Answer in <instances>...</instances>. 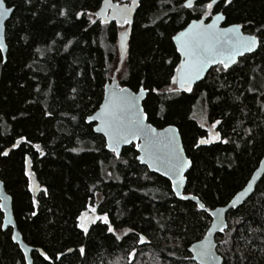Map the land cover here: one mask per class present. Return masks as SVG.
<instances>
[{
    "label": "trees",
    "instance_id": "16d2710c",
    "mask_svg": "<svg viewBox=\"0 0 264 264\" xmlns=\"http://www.w3.org/2000/svg\"><path fill=\"white\" fill-rule=\"evenodd\" d=\"M102 1L5 0L14 10L5 26V61L0 53V149L10 150L8 157L0 156V180L11 196L17 229L33 248L34 264H49L38 257L39 251L51 258L60 255L52 264H129L132 250L131 264H195L187 259L188 248L205 236L209 213L197 212L194 201L177 199L167 180L139 164L134 145L115 159L84 118L99 108L106 83L115 79L137 92L143 82L149 90L143 102L148 122L159 129L176 127L191 161L184 195L197 196L208 211L225 206L264 155V89L248 91L264 83V47L240 57L229 72L212 67L192 93L170 96L165 89L180 63L171 36L198 14L169 11L173 5L162 0H141L121 64L123 29L115 22L103 27L89 25L92 17H75L98 11ZM179 3L173 0L177 9ZM218 10L226 16L223 26L242 24L247 35L264 25V0H234ZM199 111L206 112L209 126L222 121L218 129L228 144L193 146L207 135L194 118ZM21 136L39 144L45 155L40 157L31 145L11 149ZM25 156L39 183L37 195L24 174ZM33 197L38 208H32ZM90 205L109 215L121 241L100 231L105 226L99 223L91 226L89 237L79 231L77 217ZM2 219L0 212V264H26L11 229H2ZM226 221V230L215 239L223 264H264V176ZM127 229L133 232L124 236ZM136 234L147 242L136 243ZM81 246L87 249L85 257L79 254Z\"/></svg>",
    "mask_w": 264,
    "mask_h": 264
},
{
    "label": "snow or ice",
    "instance_id": "6c2138e0",
    "mask_svg": "<svg viewBox=\"0 0 264 264\" xmlns=\"http://www.w3.org/2000/svg\"><path fill=\"white\" fill-rule=\"evenodd\" d=\"M32 0H25L26 4H31ZM163 3L172 4V8L169 11L184 10L190 14L195 15V18L187 24L183 30L177 32L171 36V40L175 42V52L183 57L180 64L175 66V74L171 75L169 86L166 87L165 92L172 95H179L180 93H192L193 86L198 80L203 79L202 73L206 72L210 66L215 65L214 71L218 73L229 72L233 65H238L240 60L238 58L245 57L246 54L254 53L259 48L264 47V25L256 28L255 32L249 35H245L242 32V28L245 26L242 24H233L229 27H223L222 22L226 20V16L223 11L218 10L219 6L223 4L224 8L233 4L234 0H180L179 8L173 4V0H162ZM141 0H131L130 4H113L112 0H103V7L99 11L86 13L77 12L75 17L77 20L81 17H92L88 23L89 25H97L107 27L112 21H115L116 26L123 29L119 33V50L121 55L120 63H123V57L127 48V38L129 35V29L132 26V13L140 7ZM111 8V16H108V10ZM11 9L5 5V0H0V53L6 51L5 46V29L3 21L8 17ZM65 13L61 12L63 16ZM168 13H165L167 15ZM163 20V17H161ZM210 21V22H206ZM165 23L167 21H164ZM155 23V21H153ZM147 26V25H146ZM87 30V29H85ZM71 41L68 42V45ZM67 50V45L65 46ZM39 51V49L37 50ZM171 63V61H166ZM119 71V67L116 69ZM259 89H264V83L260 84L257 88H249V92H254ZM39 91V89H36ZM73 92L76 89H72ZM148 89L143 87V82L135 95L129 94L128 89L113 85L109 89L105 88V104L100 106L99 111L94 114H89L84 118V123L89 126V130L95 133L102 134V140H104V146L107 150L113 154L115 159L119 160L120 145L132 144L134 140H143V144L135 145L138 152H143L144 157L137 156L141 164L147 163L149 168L153 165L163 167V176L167 177L172 182V191L180 200L194 201V207L197 212L208 213V208L204 203H201L195 195H183L180 192V188L186 181V177L183 175L187 168H190L191 161L185 159L183 149L177 143V131L173 128L166 130L169 135L161 136L155 129L145 125V120L148 119L147 114L142 111L138 106V100L145 97ZM151 92H155L158 95H163L158 89H151ZM264 95V92H261ZM51 115V113H45ZM76 119L75 116L72 117ZM98 122V126L92 127L94 123ZM222 124L221 120H215L209 128L205 131L207 135H202L195 143V148L201 146H208L212 144H228L229 140L223 138L218 126ZM203 128V124L200 125ZM21 145H31V148L43 157L45 153L42 151L39 144H32L31 141L21 136L11 144V149L20 148ZM239 147V145H237ZM82 149L71 148V152H79ZM10 150L0 149V156L8 157ZM103 163V162H101ZM25 176L31 179L33 175L29 169L31 167V161L27 156L24 158ZM111 176V173H107ZM252 188V184H248L243 192L236 195L229 207H236L237 201L241 200L248 192V189ZM29 191H32L31 187ZM44 194H47V190H43ZM8 197L0 194V211L6 209V201ZM32 208H38L39 202L33 197L31 200ZM221 210H216L214 228H218L220 232H224L227 225L220 215ZM32 216H36L37 212L32 211ZM212 215V213H209ZM203 219V216H201ZM79 221L76 227L85 236H90V228L98 223L104 225L100 231H106L115 237L117 242L121 241L122 236L117 234L113 223L107 213L98 214L95 206H88L87 211L80 213L77 217ZM95 230V229H93ZM133 229H127L123 235L128 236L132 233ZM211 234V233H209ZM138 244L146 243V239L143 235L136 234ZM15 240V237H12ZM228 243V241H224ZM216 245L212 243L207 236L198 245H194L189 251L192 252L190 257H187L190 261H196L197 264H210L215 260V254L212 249ZM24 255L22 259L26 264H34L32 258L29 256L28 249H22ZM79 254L82 257L87 255V249L84 246L79 248ZM62 255V254H61ZM136 255L135 250L129 252V264ZM38 257H42L43 261H48L52 264L53 259L59 260L60 255L54 258L49 257L45 252L39 251Z\"/></svg>",
    "mask_w": 264,
    "mask_h": 264
},
{
    "label": "water",
    "instance_id": "95a60500",
    "mask_svg": "<svg viewBox=\"0 0 264 264\" xmlns=\"http://www.w3.org/2000/svg\"><path fill=\"white\" fill-rule=\"evenodd\" d=\"M112 3H113V4H121V5H123V4H130L131 2H130V3H117V2L112 1ZM5 5H6V4H5ZM101 7H103V1L101 2L99 9H100ZM9 8L11 9V11L9 12L8 17H6V18L4 19V21H3L4 29H5V26H6L7 21L10 19L11 15H12V13H13V10H14L13 7H9ZM99 9H98V11H99ZM137 9H138V8H137ZM137 9L132 13V16H131L132 21L134 20V16H135V13H136ZM107 14H108L109 17L111 16V8H109ZM112 22H115V21H112ZM206 22H210V21H206ZM223 23H224V21L222 22V26H223ZM229 26H231V25H229ZM229 26H223V27H229ZM245 35H247V34H245ZM172 42H173V41H172ZM173 45H174V47H176L175 42H173ZM5 46H6V51H5L4 53H1V55H2V57H3V61H5V59H6V53H7L6 39H5ZM250 54H253V53H250ZM250 54H246V55H250ZM178 55H179L180 63H181L183 57H180V54H179V53H178ZM120 56H121V55H120ZM238 59H239V58H238ZM180 63H179V64H180ZM212 67H216V66H215V65L210 66V67L207 69L206 72L202 73V77H203V79L205 78L206 74L208 73V71H209ZM203 79L198 80V81L196 82V84L199 83V82H201ZM113 85H117L118 87H121L115 79H113L111 82L106 83L105 86H104L103 100H102L100 106H102V105L105 104V88L107 87V88L109 89V91H110V89H111V87H112ZM123 88L128 89L129 94H131V95H135V94L138 93V91H137V92L131 91V90H130L129 88H127V87H123ZM146 95H147V93H146ZM146 95H145V97H144L143 99L138 100V102H137L139 108L142 109L143 112H144V109H143V102L145 101ZM100 106H99V108H98L95 112L99 111ZM95 112H94V113H95ZM94 113H93V114H94ZM144 113H145V112H144ZM145 125L150 126L151 128L155 129L158 133L161 134L162 137H163V136H166V135H169V133L166 132L167 129H169V128H173V129H175V130L177 131V143H178V144L180 145V147L183 149V153H182V154L184 155L185 159L189 160V159L187 158L186 154H185V151H184V148H183V145H182V141H181V137H180V134H179V132H178V130H177L176 127H174V126H167V127H164V128L159 129V128H156V127H154L153 125H151V124L148 122V120H145ZM95 126H98V122L94 123V126H93V127H95ZM94 133H95V132H94ZM95 134H98V135H101V136H102V134H99V133H95ZM104 140H106V138H104ZM137 144L142 145V144H143V140H142V139H140V140H134L132 144H122V145H120V153L122 152V150H123L125 147H129V146H131V145H134V146H135V145H137ZM106 149H107V147H106ZM135 150H136V147H135ZM136 152H137V156H140L141 158L144 157V153H143V152H138L137 150H136ZM189 161H190V160H189ZM138 162H139V160H138ZM139 164H140L141 166L146 167V168L148 169L149 172L154 173V174H156V175H158V176L164 178L165 180H167V181L170 183V185H171V189H172V182L169 181V180L167 179V177H165V176L162 175V173H163V171H164L163 167H159V166H157V165L154 164L152 168H149L147 163L141 164V163L139 162ZM189 169H190V168H187V169L185 170V172L183 173L184 176H185L186 173L189 171ZM263 176H264V155H263V157H262V159H261V161H260L258 167H257L256 170L253 172V174L251 175V177H250L249 181L247 182V184H246V185H245V186H244L239 192H237V193L233 196V198L229 201V203H228L227 205H225V206L218 207V208H216V209H213V210L208 211V213H212V215H210V217H211V223H210V225H209V227H208V229H207V231H206L205 236H207V237L209 238V240H211L212 243L216 245V247L212 249V251H213V253L215 254V257H216V258H215V260L211 261L210 264H223V260H222V258H221V257L219 256V254L217 253V243H216V240H215V239H216V236H217V235H221L223 232H220L218 228H214V227H213V225L216 223V221H215V219H214L215 214H216V210H218V209L221 210L220 215H221V217L223 218L225 224L227 225L226 218H227V214H228V212L231 211V210H235V209L239 208L243 203H245V202L251 197V195H252V194L254 193V191H255L256 185L258 184V182L260 181V179H261ZM249 183L252 184V188H251V189H248V192L246 193V195H245L244 197H241V200H240V201H237V205H236V207H234V208H233V207H229V206L231 205L232 201L235 199L236 195H238L240 192H243L246 188H248V184H249ZM31 184H32V188H33V191H34L35 195H37V194L39 193V183L37 182V180H36L34 177H31ZM185 186H186V181H185V183L183 184V186L180 188V192H181V194H183V195H184ZM172 192H173V191H172ZM0 194H2L3 196L8 197V199H7V201H6V209H5L4 211H0V212L2 213V215H3V219H2V229H3L4 231L7 230V229H11V239H12V237H15V240L12 239L13 243L16 244V245L19 247V249L21 250V252H22L23 255H24V252L22 251V249H25V248L28 249V251H29V256L31 257V254H32L33 248L27 246V245L24 243L23 238H22L20 232H19L18 229H17V225H16V222H15L14 215H13V210H12V199H11V196L6 192V190H5V188H4V184L2 183L1 180H0ZM173 194H174V196H175L177 199H179V198L176 196V194H175L174 192H173ZM226 228H227V227H226ZM226 228H225V230H226ZM225 230H224V231H225ZM209 233H211V234H209ZM205 236H204V237H205ZM204 237H203L200 241H197V242H195V243H192V244L189 246V248H188V253H189L190 256L192 255V252L189 251V250L192 249L194 245H198L200 242H202V241L204 240ZM31 258H32V257H31ZM192 262H194L195 264H197L196 261H192Z\"/></svg>",
    "mask_w": 264,
    "mask_h": 264
},
{
    "label": "rangeland",
    "instance_id": "374dc122",
    "mask_svg": "<svg viewBox=\"0 0 264 264\" xmlns=\"http://www.w3.org/2000/svg\"><path fill=\"white\" fill-rule=\"evenodd\" d=\"M194 118H196V121L199 123V125L203 124V128L207 129L209 127L206 112L205 111H199L198 113H195Z\"/></svg>",
    "mask_w": 264,
    "mask_h": 264
}]
</instances>
